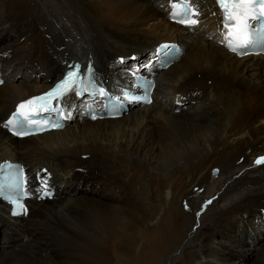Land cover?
<instances>
[{"label":"bare ground","instance_id":"6f19581e","mask_svg":"<svg viewBox=\"0 0 264 264\" xmlns=\"http://www.w3.org/2000/svg\"><path fill=\"white\" fill-rule=\"evenodd\" d=\"M169 1L0 0V161L46 166L58 192L19 219L0 201V264H242L248 253L264 264V55L223 49L211 0H195L205 20L194 33L172 22ZM175 41L171 67L146 68ZM70 59L85 61L86 89L125 99L138 68L156 82L153 103L92 122L77 101L63 131L7 135L8 112L54 89ZM10 179L19 194L20 175Z\"/></svg>","mask_w":264,"mask_h":264},{"label":"snow or ice","instance_id":"6c2138e0","mask_svg":"<svg viewBox=\"0 0 264 264\" xmlns=\"http://www.w3.org/2000/svg\"><path fill=\"white\" fill-rule=\"evenodd\" d=\"M221 8L225 13V19L228 23L225 27L228 29L227 38L229 40L228 47L233 51L237 52L246 50L249 46H255L257 41L251 40L250 33L251 28L249 21L251 20H261L264 19V0H218ZM177 5L174 4V8ZM191 11L192 16L198 15L195 10H186L185 14ZM177 15L174 11L173 16ZM181 23L188 24L189 26L197 23L195 19H184L180 21ZM261 50L264 51V40L259 41ZM168 47V45H165ZM73 68H77V65H73ZM91 78L85 82L82 75L77 72L69 71L67 76L61 79V81L52 89L50 92L46 93L42 97H33L32 99L26 100L16 106L15 112L12 113L11 118H9L5 127L13 131L14 135L23 136L27 134L26 126L30 127L36 124L34 119L29 118V113L33 111L34 102L37 100H45L51 97H60L67 92H71L76 88H87V84L91 83ZM3 83V81H0ZM101 94H103V89H100ZM146 103H150V100H146ZM95 119V117H93ZM52 127H62V125L57 122L51 125ZM257 164H264V157H259L256 160ZM2 191V189H0ZM48 195L49 193H45ZM17 209L22 210L23 214L27 213V208L20 203L19 199L16 198L12 201ZM208 203H211L209 201ZM21 212H13V215H19Z\"/></svg>","mask_w":264,"mask_h":264},{"label":"rangeland","instance_id":"374dc122","mask_svg":"<svg viewBox=\"0 0 264 264\" xmlns=\"http://www.w3.org/2000/svg\"><path fill=\"white\" fill-rule=\"evenodd\" d=\"M161 0H159V2H160ZM166 3V2H165ZM151 45H153V44H151ZM151 45H149L148 47H147V51L148 50H153V48L154 47H152ZM151 46V47H150ZM245 58H249V57H245ZM25 61L26 62H28L31 66H34V64H35V61L34 60H32V61H30L29 59H25ZM142 62H144V59H142ZM33 63V64H32ZM147 65V64H146ZM145 65V66H146ZM129 67H130V65H128V64H126V68H127V72H129L130 70H131V67H130V69H129ZM143 74V73H142ZM99 78H101V77H99ZM236 83L238 84V80L236 81ZM137 107V106H136ZM212 109H213V107H212ZM83 175L82 174H78V177L79 178H81ZM85 178V177H84ZM86 179H88V177H86ZM165 239L169 242V243H172L173 242V240H172V238H169V235L165 232ZM172 240V241H171ZM171 245V244H170ZM252 245H254V246H256V241L255 242H253V244ZM244 260H242L243 261V263L242 264H249V263H251L252 262V260H254L255 259V256L253 255V254H246V257L245 258H243ZM145 264H151V262L148 260V261H146L145 262Z\"/></svg>","mask_w":264,"mask_h":264},{"label":"clouds","instance_id":"9594fccd","mask_svg":"<svg viewBox=\"0 0 264 264\" xmlns=\"http://www.w3.org/2000/svg\"><path fill=\"white\" fill-rule=\"evenodd\" d=\"M71 60H73V59H70V61H71ZM81 60H83V59H81ZM117 60H118V62L121 63V64H123V62H124V60H123L121 57H118ZM83 62H84V64H85V61H84V60H83ZM91 63H93V62H91ZM84 64H83V65H84ZM129 69H130V67H129ZM126 73L128 74L127 71H126ZM137 106H146V105H137ZM133 108H136V107H132V108H130V109H133ZM127 112H128V111H127ZM127 112H126V113H127ZM103 120H105V119H103ZM106 120H108V119H106ZM99 121H102V120H99Z\"/></svg>","mask_w":264,"mask_h":264},{"label":"water","instance_id":"95a60500","mask_svg":"<svg viewBox=\"0 0 264 264\" xmlns=\"http://www.w3.org/2000/svg\"><path fill=\"white\" fill-rule=\"evenodd\" d=\"M214 173H217V170H214Z\"/></svg>","mask_w":264,"mask_h":264}]
</instances>
